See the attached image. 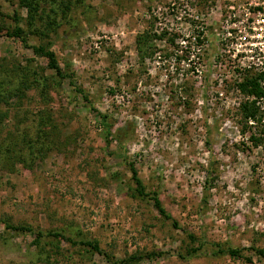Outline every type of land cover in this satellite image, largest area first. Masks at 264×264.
I'll list each match as a JSON object with an SVG mask.
<instances>
[{
	"label": "rangeland",
	"instance_id": "1",
	"mask_svg": "<svg viewBox=\"0 0 264 264\" xmlns=\"http://www.w3.org/2000/svg\"><path fill=\"white\" fill-rule=\"evenodd\" d=\"M38 1L54 22L47 37L19 0H0V264H109L38 231L96 241L112 260L138 256L132 264H264L254 251L264 252V152L244 148L235 119L238 74L264 72V0ZM149 22L184 38L190 64L157 54L140 66L135 38ZM16 23L26 44L7 36ZM32 45H48L71 79ZM91 108L122 148L106 147Z\"/></svg>",
	"mask_w": 264,
	"mask_h": 264
},
{
	"label": "trees",
	"instance_id": "2",
	"mask_svg": "<svg viewBox=\"0 0 264 264\" xmlns=\"http://www.w3.org/2000/svg\"><path fill=\"white\" fill-rule=\"evenodd\" d=\"M20 4L27 10V22L31 26H35L34 23L37 21L42 23L41 32H45L47 37L49 31H55L53 29L54 25L47 14L40 8L38 0H19ZM149 14L152 17L153 14ZM154 20L155 18L152 17ZM149 28L139 33L135 38V48L137 53V58L140 62V66H143L146 60L155 59L156 55L159 54L160 61H172L174 63L187 62L190 54L188 55L186 46L182 47L181 42L185 40L178 33H174L171 30L165 28H155L154 22H149ZM40 31L39 29H37ZM9 37H18L24 44H26L25 38L23 36V30L18 25L15 24L12 31L7 32ZM203 32L198 31L197 35L194 36V43L196 47L203 45ZM181 39V40H179ZM187 41V40H186ZM157 42L163 44L162 48L157 47ZM184 45V44H183ZM184 48V50H183ZM31 49L33 53L39 57H43L47 61V67L49 70L53 71L59 78L71 79L70 74L63 70L58 61L55 53L51 50L48 45H32ZM190 64V63H189ZM189 66V65H188ZM235 90L240 94L241 100L238 103L237 114H236V123L239 127V132L243 138H246V142H243L242 145H245V149L253 150L260 149L264 152V72L251 71L250 69H243L239 74L238 78L235 81ZM95 114L96 121L103 128V140L106 144V147L112 142L118 144L119 149L123 147V144L120 140V131L113 134L111 124L108 122V117L105 114L91 108ZM129 170L131 171L133 177L136 178V170L133 164H128ZM138 185V188L135 192L138 195L149 196L152 200L154 207L157 209L159 214L165 219L172 221L174 227H178V223L174 221L169 214L164 210L161 205L158 195L146 194L145 188L138 179H135ZM204 199L203 202L204 203ZM6 229L16 231V232H31L32 228L29 226H13L6 224ZM42 237H53L59 238L65 242H68L72 245H82L90 249L91 252L98 253L103 255L105 260L109 264H132L138 256L131 255L127 259L112 260V257L106 254L99 246L98 242L86 239L74 240L71 237H66L63 234L56 231H47L41 232L38 231L35 233L36 241H39ZM187 237L191 244H194L196 237L192 233H187ZM213 246L216 248L217 253L228 254L233 258H243L248 263H251V259L248 256H244L242 251L244 248H235V247H225L221 244L215 243ZM197 250L193 247L190 249L188 254L195 253ZM255 253L264 257V252L262 250H254ZM153 253L146 255L145 257H153ZM140 257V256H139Z\"/></svg>",
	"mask_w": 264,
	"mask_h": 264
}]
</instances>
